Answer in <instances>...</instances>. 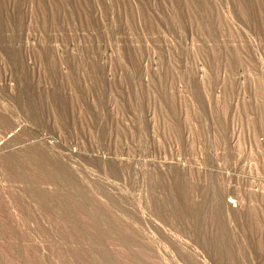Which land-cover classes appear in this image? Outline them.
<instances>
[{"label": "rangeland", "instance_id": "1", "mask_svg": "<svg viewBox=\"0 0 264 264\" xmlns=\"http://www.w3.org/2000/svg\"><path fill=\"white\" fill-rule=\"evenodd\" d=\"M0 264H264V0H0Z\"/></svg>", "mask_w": 264, "mask_h": 264}, {"label": "bare ground", "instance_id": "2", "mask_svg": "<svg viewBox=\"0 0 264 264\" xmlns=\"http://www.w3.org/2000/svg\"><path fill=\"white\" fill-rule=\"evenodd\" d=\"M45 159V158H44ZM177 205V204H176ZM202 206V205H201ZM201 210V209H200ZM225 229V228H224ZM226 232V231H225ZM236 246V245H235ZM240 248V247H239ZM253 248V247H252ZM245 253V252H244ZM250 255V254H249Z\"/></svg>", "mask_w": 264, "mask_h": 264}]
</instances>
